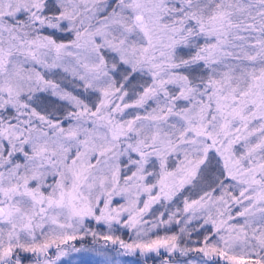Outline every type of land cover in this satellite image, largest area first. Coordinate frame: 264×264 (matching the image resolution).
I'll use <instances>...</instances> for the list:
<instances>
[{
	"label": "snow or ice",
	"instance_id": "snow-or-ice-1",
	"mask_svg": "<svg viewBox=\"0 0 264 264\" xmlns=\"http://www.w3.org/2000/svg\"><path fill=\"white\" fill-rule=\"evenodd\" d=\"M0 264H264V0H0Z\"/></svg>",
	"mask_w": 264,
	"mask_h": 264
}]
</instances>
